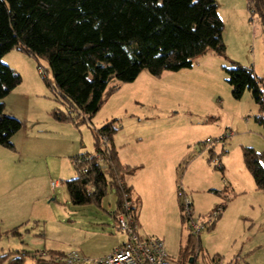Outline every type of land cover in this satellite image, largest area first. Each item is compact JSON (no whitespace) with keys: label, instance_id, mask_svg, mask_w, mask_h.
<instances>
[{"label":"rangeland","instance_id":"rangeland-1","mask_svg":"<svg viewBox=\"0 0 264 264\" xmlns=\"http://www.w3.org/2000/svg\"><path fill=\"white\" fill-rule=\"evenodd\" d=\"M215 1L220 8L219 16L227 21L222 36L227 60L208 51L203 57L196 58L193 66L188 69L163 72L159 76L143 70L129 83H121L113 78L108 88L116 90L106 97L91 121H82V116L76 118V112H71L64 102L56 99V90L45 85L43 78L47 76L50 80L51 75L44 61L17 50L9 51L2 57L1 62L21 77V83L12 91V96L15 98L20 92L31 96L30 111L19 110L16 102L8 98V104L12 103L8 112L22 119L14 117L26 127L27 134L34 132L40 148L29 153L23 152L25 157L21 159L16 155L17 149L13 142L14 150L5 149L12 155L8 159L11 164H32L38 172L35 178L37 182L32 183L35 191L32 192L31 185L30 188L23 187L24 201L16 217L6 215L3 211L5 203H0V257L14 252L33 255L49 252L44 247L50 248L52 244L49 242L52 239L60 244L59 248L65 253L80 251L89 257L86 254L91 253L85 248L81 249L76 242L81 241L95 251L107 250L122 240L124 233L114 230L112 213L116 210V196L112 189L107 191L100 206H73L63 185L64 181L74 178L75 170L71 165L73 155L77 152H94L92 128L116 120L114 126L117 135H114V139L117 136V143L123 146L121 153L133 150L140 158L138 164L142 162L144 169H149L154 163H163L160 172H156L159 181L150 185L145 183V193L141 187L139 189L141 200L138 205L135 204L134 215L138 218L142 237L162 239L170 261L174 264H186L197 253L201 261L219 259L214 256L217 254L222 258L219 259L222 264H238V255L251 259L255 264L264 261V237L261 236L264 235V213L245 202L247 199L249 201V196L238 198V206L243 205L244 208L233 209L214 237L201 239L200 249H196L193 255L192 247L185 248L190 231L181 220L184 214L179 209L181 199L177 196V187L182 184L186 188L192 200L194 216L204 217L218 205H227L233 199L229 182L238 179L253 182L244 165L243 149L264 152V127L255 120L258 107L249 91H245L240 99L233 98L224 71V68L231 67V63L235 62L252 67L256 76L264 79V26L256 15L252 16L249 12L247 0ZM228 9L236 10L242 22H228L223 14ZM5 111L4 114L10 116ZM53 111H62L67 116L70 113L71 120L63 122L66 125L64 129L52 117ZM22 128L18 134L15 133L18 137L23 135ZM225 133L226 138L222 139ZM206 139L213 141V152L219 157L223 169L208 160V150L202 145ZM191 140L194 143L188 148L187 143ZM25 144L30 145L31 141ZM62 145L67 151L72 149V155L53 156L56 157L53 161H49L50 157H39V150L42 154L62 153ZM173 160L176 161L172 166ZM190 164L192 166L188 169ZM101 166L106 172L104 163ZM125 176L130 175H123L122 178ZM53 182H60L61 185L54 187ZM216 191L222 193L216 194ZM34 199L39 204L36 207L39 215L32 214L34 210L30 213V209L26 212ZM0 201L3 202V199ZM9 206L13 210L18 209L17 205ZM76 209L78 212H75ZM47 213L54 215L53 222L47 218ZM74 213L76 218H73ZM65 214L75 221L62 220L61 216ZM252 216L251 222L249 217ZM98 222L101 223L91 225ZM45 223L44 236L40 228ZM16 224H20L19 227ZM54 230L57 231L56 237L53 235ZM12 231L18 234H11ZM209 231L205 230L201 236ZM251 240L260 245L251 249ZM34 260L33 257H27L26 264H34ZM0 264L4 263L0 261Z\"/></svg>","mask_w":264,"mask_h":264},{"label":"trees","instance_id":"trees-1","mask_svg":"<svg viewBox=\"0 0 264 264\" xmlns=\"http://www.w3.org/2000/svg\"><path fill=\"white\" fill-rule=\"evenodd\" d=\"M247 8L264 26V0H247ZM224 28L215 0H0V147L14 150L11 138L22 127L18 119L4 114L3 100L21 83L20 75L1 62L9 51L17 50L44 61L51 75L50 80L43 78L45 85L56 90V98L76 112V118L91 121L106 97L116 90L108 88L113 78L129 83L143 70L159 76L188 69L208 51L227 60ZM224 71L234 99L250 92L258 107L255 120L264 127V79L258 78L252 67L235 62ZM51 115L57 121L71 120L70 113L67 116L53 111ZM115 122L91 130L94 153L102 157L106 172L94 154L82 153L72 157L78 159L73 166L75 176L63 185L73 206H100L112 189L116 196L112 216L117 220L124 213L125 196L136 208L131 188L122 183V177L133 175L137 167L119 161L114 145ZM103 135L108 138L107 146L101 141ZM208 153L212 161L213 149ZM243 161L256 189L264 190V152L244 148ZM220 206L218 219L226 205ZM179 209L182 212L181 205ZM181 220L185 223L183 215ZM190 247L193 255L200 249V238L188 234L185 248ZM27 257L33 254L14 252L1 256L0 261L26 264Z\"/></svg>","mask_w":264,"mask_h":264},{"label":"crops","instance_id":"crops-1","mask_svg":"<svg viewBox=\"0 0 264 264\" xmlns=\"http://www.w3.org/2000/svg\"><path fill=\"white\" fill-rule=\"evenodd\" d=\"M218 12H219V15H220V8H218ZM223 14L226 15V19H228V22H230L231 20H233V24H235L237 20H239V23L242 22V18L238 17V15L236 14V10H234V9L225 10ZM221 19H222V21H224V19L222 17H221ZM223 23L226 26L227 21L226 22L224 21ZM15 92H16V90H15ZM12 94H13V92H11L3 100V102L5 103V110L7 111V113L10 114V116L13 117V115H15V114H12V113L8 112V109H9V107L12 104L10 102L8 104V98L11 100V102H13V101L16 102V106L19 108V110L24 109V110H26V112L30 111L29 104L31 102L30 101V97L31 96L27 95L26 93L20 92V93H17L15 95V98H14L13 97L14 95L12 96ZM12 97L14 99H12ZM14 117H17V116H14ZM17 118L19 120L21 119L19 117H17ZM56 123L59 124L60 126H62L61 128H63V129L66 126L65 123H63L61 121H58ZM22 127L23 128H22L21 132H23V135H20V137H18V135H17L19 133L18 132L17 134H15L11 138V143L13 142L16 147L13 144L12 145L15 147V149H17L16 150L17 151L16 155L18 157H20V159L22 157L23 158L25 157L23 152L29 153L31 151H36V150H38L40 148V147H38V145L36 143L37 136L35 137L33 135L34 132L32 131L29 134H27V132L25 131L26 127L24 125ZM115 135H117V134H115ZM39 137H40V135H39ZM116 137L117 136H115V139H114V145H115V147L117 149L119 161L121 162V164L127 165L129 167H137V170L135 171V173L133 175L125 176V178H123L122 181H123V183L126 186H129L131 188L132 198L135 199V202L138 205L139 201L141 200L140 199L141 194H140V190H139L140 187H141L143 193H145L146 190H147V187H146L145 183L150 185L152 183H155V182L159 181V177H158L156 172H160V170L163 168V163H161L162 165L161 164L157 165V163H154V164H151L149 169H144V164H141L142 162L140 164H138V162H140L139 161L140 158L137 155L134 154V152L132 150L133 148H131L132 151H130V153L126 152L124 154V151H123V153H121V151L124 150V149H121L123 146L119 145L117 143V138ZM28 141H31L30 145L29 144H25V142H28ZM193 143H194L193 140H191L190 142L187 143L188 146L187 145L186 146L189 148L190 145H193ZM62 149H63L62 153H56V154H47V153H43L42 154V152L39 150V157L43 156L42 157L43 159H47L48 157H50L51 159L49 161H53V159L56 158V157L72 155V149H71V151L70 150L67 151V150L64 149L63 145H62ZM82 153H84V152H81V153L77 152V154L73 155V157L76 156V155L82 154ZM89 154H91V153H89ZM92 154H94V152ZM138 155L140 156L139 152H138ZM186 155H187V153H186ZM53 156H56V157H53ZM11 157H12V155L10 153H8L3 148L1 149V147H0V199H3V202L0 201V203H5V206H4L5 208L3 209V211L5 210L6 215H8V216L13 218V216L16 217L15 216L16 213H19V211H20L19 207L21 206V203L24 201V199H23L24 198V196H23L24 195L23 187L28 186V188H30V185H31L32 192L35 191V188L33 187L32 183L36 181L35 178H36V174H37L38 170L36 168H34L32 164H30V165H22L19 162L18 165H13V164H11L8 161V159H10ZM175 161L176 160H173L172 166L175 164ZM191 166L192 165L190 164L188 169H190ZM49 173H50V171H49ZM31 174H33V175H31ZM243 178H244V176H243ZM57 184L59 185L60 182H58ZM48 187H49V184H48ZM33 188H34V190H33ZM229 188L231 189V192L234 195L233 199H231L227 203V205H226V207H225L220 219H218L217 222H215L214 227L209 232H207V234H205L204 236H200L199 237L200 241L203 238L214 237L216 232H218V230L220 229V227H222V225L227 221V217L229 216L230 212L233 211V209H235L237 207L240 208V209L244 208L243 205L238 206L239 203H240V201H238V198H243V197L249 196V201L247 199V200H245V202H247V203L249 202V205L251 207H253L254 209L256 208V210L258 212L264 213V190L256 189L254 181L252 183L251 182L249 183L246 179H243L242 181L240 179H238L235 182L232 180L231 182H229ZM239 195H240V197H239ZM9 205H15V206L17 205L18 209L15 208L13 210L12 207L9 206ZM37 205H39V204H37L36 203V199H34L31 202L30 208L26 209V212L27 211L29 212V209H30V213L34 210V213H32V214L39 215V212L36 209ZM49 205H51L50 202H49ZM0 209H2L1 206H0ZM51 210H54V209L51 207ZM75 212H78V210L76 209ZM58 214H60V213H58ZM72 215H73V218H76V214L75 213L72 214ZM262 216H264V214H262ZM68 217H69L68 215L61 216V219L62 220L63 219L68 220V222H74L75 221V220L73 221V218H68ZM253 217L254 216L249 217L251 222H252V218ZM47 218L50 221H52V222H53V220H55L53 214L47 213ZM136 219H137V223H138V218L136 217ZM114 221H115L114 230L117 231V232H120V231L117 230L116 220L115 219H114ZM99 223H101V222H98V223H95V224L91 223V225H99ZM16 225H17V227H19L20 224H16ZM75 229H77V227H75ZM40 230L43 231V235L45 236L46 235V223L43 224V226L40 228ZM78 230L82 231L81 228H79ZM83 230H86V229L83 228ZM263 233H264V231H263ZM56 234H57V231L54 230L53 231V235L55 237H56ZM75 236H73V238ZM261 236L264 237V235H261ZM259 240H261V239H259ZM50 241L51 242H49V243H51L52 246H50V248L44 247V249H49L48 250L49 252H51V253L54 252L55 254L57 253L59 255L65 253L63 249L59 248L60 244H56L55 242H53V241H56L55 239H52ZM124 241H125V235H123V238H122V240L120 242H117L116 244L112 245L109 249H107V250H95V251L91 250V248L86 247L87 245H84L83 242H81V241L76 242L75 244L77 246H79L81 249L82 248L87 249L88 250L87 252L91 253V254H86L89 257H87V256H85V257L94 259V258H100V257H104V256L108 255L115 248H117L122 243H124ZM250 244H251V249L253 247H257V246L260 245V244H255L254 240L253 241L251 240ZM51 247H54V248L52 249ZM78 252L80 253V251H78ZM81 255H83V254H81ZM214 256L218 257L219 259H222L217 254H214ZM235 258H237V257H235ZM237 260H238L237 261L238 264H255L253 261H251V259L249 260L247 257H243V256H240V255H238V259ZM257 264H264V261L263 262L262 261L261 262L257 261Z\"/></svg>","mask_w":264,"mask_h":264},{"label":"built area","instance_id":"built-area-1","mask_svg":"<svg viewBox=\"0 0 264 264\" xmlns=\"http://www.w3.org/2000/svg\"><path fill=\"white\" fill-rule=\"evenodd\" d=\"M41 70V69H40ZM42 74V71H40ZM44 76V75H43ZM230 133V132H229ZM231 134V133H230ZM228 135V133H227ZM226 138V133L222 139ZM104 146L109 144L107 136H101ZM206 150L213 149V141L206 139L203 144ZM212 162L216 167H220L219 157L213 152ZM94 157L103 163L102 157L98 153H94ZM78 164V159H72L71 165ZM123 183V182H122ZM52 185L57 186L56 182ZM93 190V189H92ZM177 196L181 199L182 213L185 217V225L194 237H200L205 230H209L219 218L222 207L218 205L204 217H195L192 210V200L188 196L182 184L177 187ZM124 213L117 216V230L124 233L125 241L115 248L111 253L100 258H87L78 251H70L64 254H53L47 251L36 253L33 255L35 260H45L54 264H174L170 261L166 251L164 241L158 237H142L140 235L139 226L134 215V204L131 198L125 196L123 203ZM192 263L186 264H222L217 258L200 259V254L191 257Z\"/></svg>","mask_w":264,"mask_h":264},{"label":"water","instance_id":"water-1","mask_svg":"<svg viewBox=\"0 0 264 264\" xmlns=\"http://www.w3.org/2000/svg\"><path fill=\"white\" fill-rule=\"evenodd\" d=\"M189 262L192 263V258H189Z\"/></svg>","mask_w":264,"mask_h":264}]
</instances>
